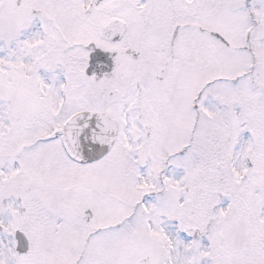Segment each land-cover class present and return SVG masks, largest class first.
Segmentation results:
<instances>
[{"label":"snow or ice","instance_id":"obj_1","mask_svg":"<svg viewBox=\"0 0 264 264\" xmlns=\"http://www.w3.org/2000/svg\"><path fill=\"white\" fill-rule=\"evenodd\" d=\"M0 264H264V0H0Z\"/></svg>","mask_w":264,"mask_h":264}]
</instances>
